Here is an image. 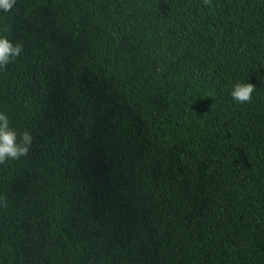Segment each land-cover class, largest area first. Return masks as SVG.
I'll list each match as a JSON object with an SVG mask.
<instances>
[{
	"label": "trees",
	"instance_id": "trees-1",
	"mask_svg": "<svg viewBox=\"0 0 264 264\" xmlns=\"http://www.w3.org/2000/svg\"><path fill=\"white\" fill-rule=\"evenodd\" d=\"M0 36V264H264V0H17Z\"/></svg>",
	"mask_w": 264,
	"mask_h": 264
},
{
	"label": "clouds",
	"instance_id": "clouds-1",
	"mask_svg": "<svg viewBox=\"0 0 264 264\" xmlns=\"http://www.w3.org/2000/svg\"><path fill=\"white\" fill-rule=\"evenodd\" d=\"M205 5H210L211 0H203ZM17 0H0V12L10 13L14 9ZM3 31H9L5 26ZM23 45L19 42L13 43L7 36H0V69L7 65L23 53ZM256 88L250 83H237L230 95L238 104L251 103ZM33 144V136L29 131L19 134L10 127V120L6 113L0 112V165L5 164L9 159L19 160L21 157L29 155ZM5 200L6 198H0Z\"/></svg>",
	"mask_w": 264,
	"mask_h": 264
}]
</instances>
